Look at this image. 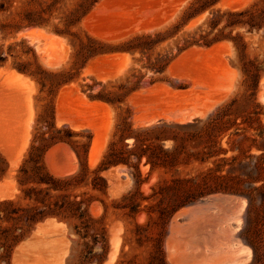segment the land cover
<instances>
[{"label":"rangeland","instance_id":"rangeland-1","mask_svg":"<svg viewBox=\"0 0 264 264\" xmlns=\"http://www.w3.org/2000/svg\"><path fill=\"white\" fill-rule=\"evenodd\" d=\"M28 1L12 0L11 7L5 11L0 7V53L5 57V61L0 64V183L4 184L0 194L4 198H0V201L14 200L16 206L21 208L32 205L22 198L17 176L22 162L28 157L31 140L45 118L51 121L52 117L57 128L66 125L74 134L72 141H89L85 160L89 172L82 184L71 185L61 192L68 200L85 201L81 206V218L48 217L24 228L22 237L15 244L0 246V264H172V256L179 259L174 258L176 260H173V264H205V259L207 264L210 261V264H216V255L224 257L217 260L223 263L221 260H230V256L234 257L240 250L241 260L243 258L244 263L249 264L252 251L239 237L247 205L244 197L213 193L177 209V205L170 199L174 195L162 191L172 179L195 176L212 167L211 161H193L176 170L155 168L150 174L149 165L140 164V179L145 181L138 186L134 184L136 177L133 176L135 171L132 168L112 167L99 173L107 182L105 192L91 188L94 176L91 171L98 167L110 141L119 140L120 129L147 127L153 125L145 126L151 120L154 124H185L195 119H205L219 105L232 98L242 100L248 95L242 72V57L234 46V40H237V36L241 37L245 44L244 59L254 61L258 69L262 70L264 26L258 31H250L244 27L223 29L222 36L229 35L233 39L225 38L208 46L203 44L200 36L208 40L215 37L218 29L211 31L208 22L213 12L238 11L250 6L257 9L261 7V2L226 0L221 3L222 0H219L210 8L186 13L194 0H99L70 28L77 35V38L72 39L55 33L53 26L63 28L62 18L68 11L76 8L80 0H60L50 12L45 10L41 15L48 19V23L41 27H28L19 31L5 27L19 21L24 10L40 11L41 7L44 10L47 2H50L35 0L33 5H27ZM2 3L0 0V5ZM224 24L223 20L218 28L221 29ZM32 29L36 32L30 35L28 32ZM143 35H149L158 43L142 40L138 44L134 41L136 37ZM190 36L199 40L198 44L179 51L184 46V39ZM81 42L100 52L91 55L86 53L80 57ZM217 44L226 46L220 49ZM229 45V50L225 49ZM207 52L210 54H205ZM181 56H184L183 59ZM157 58L164 59L162 64L165 67L162 72H155L149 67ZM20 65L26 66V73L17 70ZM37 67L45 71H68L71 80L51 91L49 86L41 89L30 75L32 72H39ZM7 70L25 76L33 86H22L7 80L4 74ZM262 78L264 72L259 73L254 101L263 107L260 112L264 121V86L261 89L260 84ZM120 85L123 88L119 89ZM102 87L107 91L124 94L121 101L110 104L89 97ZM131 89L134 90L128 93ZM227 90L231 91L228 95ZM140 92L142 93L139 94ZM252 108L251 104L247 106V110ZM200 113L204 115L200 116ZM184 119L190 121L181 122ZM28 124L27 146L14 165ZM96 136L98 138H94ZM104 138L107 141L105 150L94 163L89 158L92 141L97 140L98 145ZM125 142L131 145L132 140L127 138ZM166 146H170V143L166 142ZM223 146L227 147L224 143ZM252 153L258 152L253 150ZM232 154L229 152L227 156ZM39 164L56 178L73 175L80 169V161L72 146L65 143L50 148L39 160ZM104 172L110 173L104 176ZM11 181H14L15 189ZM261 185H264V179L253 183L255 187ZM253 194L256 197L255 205H258L260 196L256 192ZM236 197L238 201L235 202ZM240 198L245 202V208L239 214L241 225L230 222L231 229L225 230L228 227L225 223L236 215L234 210L237 208L231 204L238 206L241 204ZM120 206L124 208L120 209ZM183 208H195L197 211L177 217L178 226H174L179 230L176 231L171 224L174 216ZM206 208L209 216H205ZM230 209H234V214ZM172 210L176 211L170 215ZM198 210L202 213H197ZM221 218L223 221H220ZM48 219H53L55 223L36 232V226ZM192 219L197 221L194 223ZM186 221L189 223H185ZM13 226V221L0 220V243L5 242L3 237L10 232H6V229L12 230ZM171 232L173 234L170 236ZM227 232L233 236H228ZM18 234L20 230L15 231V235ZM230 237H233L234 243H230L233 240ZM168 242L170 243L167 244ZM242 246L248 247L251 254L246 256L249 253ZM232 251L235 252L234 255ZM162 253L164 263H161ZM238 259L235 256L230 263Z\"/></svg>","mask_w":264,"mask_h":264},{"label":"trees","instance_id":"trees-1","mask_svg":"<svg viewBox=\"0 0 264 264\" xmlns=\"http://www.w3.org/2000/svg\"><path fill=\"white\" fill-rule=\"evenodd\" d=\"M2 1L1 10H8L12 5V0ZM49 1L44 10L43 7L40 11L24 10L19 21L7 24L5 27L19 31L23 28L46 25L48 19L41 14L45 10L50 12L60 0ZM98 1L80 0L77 7L68 11L62 18L64 27L59 28L58 25H54L53 31L72 39L77 38L70 28L80 21ZM218 1L194 0L186 13L202 11L215 5ZM259 1L261 7L257 9L250 6L238 11L226 10L222 12L217 10L213 12L208 22L211 31L218 30L215 37L210 40L200 36L203 44L208 46L225 38L233 39L229 35L222 36L223 29L232 30L236 27H244L250 31L262 29L264 26V0ZM35 2V0H29L27 5H33ZM223 20L225 24L220 29L218 27ZM142 40H148L153 44L158 43L149 35L134 39L138 44ZM198 41L193 36L184 39V46L179 51L198 44ZM80 46V57L86 53L91 55L100 52L87 47L83 42L80 43ZM234 46L242 57V72L245 76L244 83L246 91L249 92L248 95L242 100L232 98L219 105L205 119H195L185 124L159 122L134 130L120 129L119 140L117 142L110 141L98 167L91 171L94 174L91 188L105 192L107 182L99 173L112 167L132 168L135 171L133 176L136 177L134 184L138 186L145 181L140 179V164L149 165L148 174H150L155 168L176 170L179 166L188 165L193 161L199 163L211 161L212 167H208L195 176L172 179L170 184H166L162 188V191L174 195L170 199L177 205V209L213 193H229L244 197L247 205L239 237L252 251V260L249 264H264V185L253 186V183L264 179V121L261 119L260 112V108L263 109V107L254 101L259 73L264 72V68L260 70L254 61L244 59L245 44L240 36L234 40ZM163 60L157 58L154 63L150 64V69L162 72L165 67L162 64ZM4 61L5 57L1 52L0 64ZM37 69L39 72H32L30 75L38 82L41 89L49 86L51 91L52 88L60 87L71 80L70 73L65 70L53 72L41 70L40 67ZM17 70L22 73L27 72L25 65L18 66ZM121 88H123L122 85L119 89ZM133 90H129L128 93ZM123 95L121 92L107 91L105 87H102L99 92L90 94L89 97L105 103L116 104L121 101ZM249 104L253 106L251 110H247ZM73 135L66 125L57 128L52 117L51 121H47L45 118L36 130L27 151L28 157L22 162L17 176L22 198L30 201L32 205L21 208L16 206L14 200L0 201V220L13 221L14 223L12 230L6 229V232L8 230L10 232L3 237L5 242L0 243L1 247L15 244L22 237L24 228H29L48 217L81 218L83 214L81 206L85 201L68 200L61 193L71 185L82 184L89 172L85 163L89 141L77 143L71 140ZM127 138L132 140L131 145L125 142ZM166 142H169L170 146H166ZM61 143L72 146L80 161V169L73 175L56 178L45 171L44 167L39 164V160L50 148ZM223 143L227 147H224ZM253 150L258 153H252ZM229 152L233 154L228 157ZM225 166L228 167L224 169ZM253 192L260 196L258 205H255L256 197ZM123 208L120 206V209ZM175 211L172 210L170 215ZM16 230H20V234L15 235ZM162 255L161 263H164V254L162 253Z\"/></svg>","mask_w":264,"mask_h":264},{"label":"bare ground","instance_id":"bare-ground-1","mask_svg":"<svg viewBox=\"0 0 264 264\" xmlns=\"http://www.w3.org/2000/svg\"><path fill=\"white\" fill-rule=\"evenodd\" d=\"M226 0H222V2L221 3H224ZM247 3H249V2H247ZM234 5V4H233ZM239 5V4H238ZM232 8H234V7H232ZM238 9V8H237ZM232 10V9H231ZM94 12V11H93ZM95 14V13H94ZM92 15H93V13H92ZM89 19H90V17H88ZM88 19V20H89ZM168 22V21H167ZM163 25V24H162ZM28 32V31H27ZM36 31H34L33 29L32 30H29V32L28 33H30V35H32L33 33H35ZM54 37V36H53ZM56 37V36H55ZM49 38H50V36H49ZM52 38V37H51ZM58 41V40H57ZM224 44V43H223ZM225 44H226V42H225ZM218 46H219V48L220 47H222V46H226V45H220V44H217ZM217 45H215V46H217ZM214 46V47H215ZM230 47V45L228 46V47H225V49H228ZM217 48V47H216ZM209 49V48H208ZM208 49L207 50H205V52L206 51H208ZM221 49V48H220ZM224 49V48H223ZM193 50V49H192ZM196 50V49H195ZM229 50V49H228ZM227 50V51H228ZM196 51H198V50H196ZM209 51H211L210 49H209ZM214 51H216V50H214ZM189 52V51H188ZM195 52V51H194ZM199 52V51H198ZM213 52V51H212ZM200 53V52H199ZM199 53H197V54H199ZM232 53V52H231ZM205 54H210V53H205ZM213 54V53H212ZM211 54V55H212ZM186 56H187V53H186ZM114 57V56H113ZM182 57V56H181ZM180 57V58H181ZM184 57V56H183ZM183 57H182V59H183ZM110 58V57H109ZM181 59V60H182ZM180 61V60H179ZM175 65H177V63L176 62H173ZM170 69V71H171V66L169 67ZM4 74L6 75V79L7 80H9V81H11V82H13V83H16V84H19V85H22V86H27V85H30L31 87L33 86V84H32V82L28 79V78H26L25 76H23V75H21V74H19V73H17V72H15V71H12V70H7V71H4ZM261 89H262V86H264V78H262V80H261ZM233 86V85H232ZM232 86H230V87H232ZM161 88V87H160ZM159 88V89H160ZM163 89V88H162ZM166 89V88H165ZM231 89V88H230ZM146 91V90H145ZM144 91V92H145ZM149 91V90H148ZM147 91V92H148ZM228 91V90H227ZM229 92H231L230 90L227 92V95L229 94ZM263 92H264V89H263ZM262 92V93H263ZM138 93V92H137ZM142 92H140L139 94H141ZM264 94V93H263ZM260 95V94H259ZM258 95V96H259ZM261 96V95H260ZM259 96V97H260ZM133 97V96H132ZM131 97V98H132ZM262 97V96H261ZM261 97H260V99H261ZM262 98H264V97H262ZM133 99V98H132ZM218 99V98H217ZM220 100H223V98L221 99V98H219ZM220 100H218L219 102H220ZM225 100V99H224ZM218 101H216V102H218ZM218 102V103H219ZM218 103H217V105H218ZM216 105V106H217ZM211 106V105H210ZM213 106V105H212ZM105 107V106H104ZM209 109L208 110H211V107H208ZM109 110V109H108ZM212 111V110H211ZM204 113V112H203ZM201 114V113H200ZM200 114H198V115H200ZM205 115H207L206 113H204ZM204 114H201L200 116H203ZM185 118V117H184ZM202 119V118H201ZM165 121V120H164ZM186 121H190V119H184L183 121H181V122H186ZM30 122V121H29ZM28 122V123H29ZM149 124H154V121H150V122H148V123H146L145 124V126H147V125H149ZM29 124L27 125V128H26V131L24 132V134H23V138H22V142H21V145H20V150H19V152H18V155H17V157H16V159H15V164L14 165H16V163L19 161V159L21 158V156H22V153H23V151L25 150V148H26V146H27V143H28V137H29ZM109 126V125H108ZM110 127V126H109ZM77 129V128H76ZM108 133V132H107ZM106 134V133H105ZM104 136V135H103ZM94 138H98L97 136L96 137H94ZM100 139V138H99ZM96 141L97 140H93L92 141V144H91V147H90V150H89V158L90 159H92V161L95 163V161H97V160H99L98 158H100V154L102 153V151L103 150H105L104 149V147H105V144H107L106 142V140H105V138H104V140L102 139V141L97 145L96 144ZM99 141V140H98ZM50 152H51V150H50ZM91 164H92V162H91ZM113 170V169H112ZM110 172H104L103 173V175L105 176V175H107V174H109ZM55 174V173H54ZM56 175V174H55ZM61 175V174H60ZM11 184L13 185V187H14V189H15V186H14V181H11ZM3 183H0V194L2 193V189H3ZM215 195H217V194H215ZM219 195V194H218ZM221 195H223V194H221ZM231 196V195H230ZM210 197V196H209ZM211 197H213V196H211ZM219 197H221V196H219ZM223 197V196H222ZM235 197V196H234ZM233 196H232V198H234ZM0 198H4L3 196H0ZM216 198H218V196L216 197ZM226 198V197H225ZM237 198V197H236ZM211 199H213V198H211ZM240 199H242V200H239V201H241V204H238V206L236 207V206H234L233 205V203L231 204L232 205V207H235V208H237L236 210H234V209H232V210H234V212H235V214L236 215H234V217H232V219L231 220H229V222H226L225 223V225L226 226H228V227H230V224L231 223H235L234 225H241V220H240V217H239V214H241L240 212H242V210H243V208H245L244 207V204H245V202L244 201H246V200H244L243 198H240ZM205 200V199H204ZM225 200V199H224ZM244 200V201H243ZM207 201V200H206ZM234 201V200H233ZM236 201H238V198L237 199H235V202ZM226 202V201H225ZM222 203H224V202H222ZM238 203H240V202H238ZM93 205V204H92ZM228 205H230V204H228ZM95 206V205H94ZM189 207V206H188ZM195 207V206H194ZM203 207V206H202ZM205 209V208H204ZM206 210H207V214H205V213H203V214H205V216L206 215H208L209 216V212H208V209L206 208ZM231 210V209H230ZM231 210V211H232ZM193 211H197L195 208H183V209H181L175 216H174V218H173V222H172V224H171V227L172 226H178L177 224H176V220H177V217H179V218H181V216H185V215H188V214H191ZM231 211H230V213H231ZM200 211L198 210V212L197 213H199ZM196 213V214H197ZM200 213H202V212H200ZM232 213H233V211H232ZM234 214V213H233ZM210 215H212V213L210 214ZM215 215V214H214ZM213 215V216H214ZM194 216V215H193ZM196 216V215H195ZM205 216H203V217H205ZM227 216V215H226ZM188 217H190V216H188ZM230 218H231V216H229ZM202 218V217H201ZM209 219H210V217H208ZM197 219H199V218H197ZM207 219V218H206ZM220 219V218H219ZM222 220H220V221H223V218H221ZM188 220V219H187ZM189 221L191 222V220L189 219ZM192 221H194L193 219H192ZM195 221H197V220H195ZM195 221H194V223H195ZM224 221H226V220H224ZM231 222V223H230ZM53 223H55V221L53 220V219H48V220H46L44 223H40V224H38L37 226H36V232H41L43 229H44V227H46V225H50V224H53ZM185 223H189V222H185ZM184 223V224H185ZM200 224H202V222L200 223ZM204 224H206V223H204ZM217 224V223H216ZM233 224H232V226H233ZM63 225V224H62ZM186 225V224H185ZM174 226V227H175ZM225 226V227H226ZM48 227V226H47ZM170 227V228H171ZM174 227H172L173 229H174ZM228 227H226L225 228V230H230L231 229V227L228 229ZM171 228V229H172ZM176 228V231H178L179 229H177V227H175ZM178 228H180V227H178ZM232 228H234V227H232ZM240 228V227H239ZM181 229V228H180ZM222 230V229H221ZM235 230V229H234ZM182 231V230H181ZM221 233V232H220ZM224 233V232H223ZM222 233V234H223ZM228 233V234H227ZM226 234L228 235V236H233V235H229V233L230 232H227ZM171 234H173V232H171L170 233V236H171ZM175 234V233H174ZM221 235V234H220ZM224 235V234H223ZM219 236V235H218ZM226 236V235H225ZM171 238V237H170ZM230 238H232L233 239V237H230ZM230 238L229 239H227V240H230ZM222 239V238H221ZM230 241H232V242H230V243H234V239L233 240H230ZM237 241V240H236ZM235 241V242H236ZM111 242V241H110ZM114 242V241H113ZM170 242H168L167 244H169ZM238 242H236V244H237ZM239 244V243H238ZM111 245H113L112 243H111ZM167 246H169V245H167ZM232 246H233V244H232ZM206 247V246H205ZM211 247V246H210ZM209 247V248H210ZM228 247V246H227ZM238 247H240V245L238 246ZM168 248V247H167ZM166 248V249H167ZM188 248V247H187ZM242 249H245L249 254H247L246 256H248V255H250L251 253H250V249L248 248V247H246V246H242L241 247ZM240 248V249H241ZM117 249V248H116ZM115 249V250H116ZM208 249V248H207ZM205 250V249H204ZM209 250V249H208ZM210 250H211V248H210ZM235 250V249H234ZM170 251V249L168 250V252ZM212 251H213V249H212ZM216 251V250H215ZM172 252V251H171ZM174 252V251H173ZM182 252H184V250L182 251ZM233 252V251H232ZM237 252H239V254H240V252H241V250L240 251H237ZM187 253V252H186ZM188 253H189V251H188ZM187 253V254H188ZM191 253V252H190ZM220 253V252H219ZM223 253V252H222ZM226 253H227V251H226ZM234 253L235 252H233L232 254L234 255ZM169 255H170V257H171V254H170V252L168 253ZM181 254H183V253H181ZM186 254V255H187ZM221 254V253H220ZM239 254H236V255H234V257L236 256V257H239V259L236 261V262H234V263H230V260H232V258H234L233 256H230V260H227V261H225V260H221V262H226V264H245L244 263V259L242 258V260H241V257L239 256ZM242 254V253H241ZM110 255V254H109ZM176 255H178V254H176ZM180 255V254H179ZM217 257L216 258H218V259H221L220 257H222V256H218V255H216ZM223 256H225V254H223ZM242 256H244V255H242ZM173 257V256H172ZM171 257V260L173 259L174 260V262H175V260L176 259H178V258H176V257H173L172 258ZM212 257V256H211ZM232 257V258H231ZM174 258H176V259H174ZM207 258V257H206ZM222 258H224V257H222ZM225 258H226V256H225ZM250 258V257H249ZM170 259V258H169ZM208 259H210V257L208 258ZM217 259V260H218ZM247 259H248V257H247ZM173 260L172 261H170V263H174L173 262ZM215 261V260H212V262L213 261H215L216 262V264H218L219 262L218 261ZM169 261V260H168ZM178 261H179V259H178ZM206 261V259L204 260V263L205 264H207V261ZM208 261H210V260H208ZM245 261H246V259H245ZM202 262V261H201ZM218 262V263H217ZM211 263V261L209 262V264ZM223 263H219V264H223ZM178 264H180V263H178ZM212 264H214V263H212Z\"/></svg>","mask_w":264,"mask_h":264}]
</instances>
